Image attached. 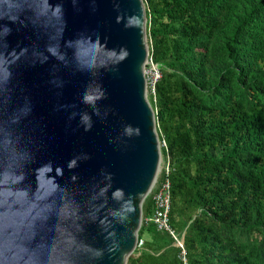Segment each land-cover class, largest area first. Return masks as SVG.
<instances>
[{"label":"water","instance_id":"obj_1","mask_svg":"<svg viewBox=\"0 0 264 264\" xmlns=\"http://www.w3.org/2000/svg\"><path fill=\"white\" fill-rule=\"evenodd\" d=\"M148 58L144 0H0V264L135 258L162 159Z\"/></svg>","mask_w":264,"mask_h":264},{"label":"trees","instance_id":"obj_2","mask_svg":"<svg viewBox=\"0 0 264 264\" xmlns=\"http://www.w3.org/2000/svg\"><path fill=\"white\" fill-rule=\"evenodd\" d=\"M144 3L161 73L148 100L187 264H264V0ZM145 231L128 264H181L169 234Z\"/></svg>","mask_w":264,"mask_h":264},{"label":"built area","instance_id":"obj_3","mask_svg":"<svg viewBox=\"0 0 264 264\" xmlns=\"http://www.w3.org/2000/svg\"><path fill=\"white\" fill-rule=\"evenodd\" d=\"M145 77L147 82V90L149 85V92L151 95L155 94V85L161 79V73L159 66L152 61L150 57L145 69ZM149 80V81H148ZM163 146L164 142H161ZM169 168L168 164L164 168H160L157 178L148 193L146 198H150L152 202L151 214L147 217L142 216V224L145 226L153 225L158 232H165L169 234L175 242L177 248H179V260L181 264H187V255L184 248V236H178L170 226V208H171V193H170V181L168 178ZM163 176L160 180L159 177ZM143 241L138 240L137 249L142 248Z\"/></svg>","mask_w":264,"mask_h":264},{"label":"crops","instance_id":"obj_4","mask_svg":"<svg viewBox=\"0 0 264 264\" xmlns=\"http://www.w3.org/2000/svg\"><path fill=\"white\" fill-rule=\"evenodd\" d=\"M142 241H151V236L148 231H145L144 234L142 235ZM174 246H176L175 243H174ZM161 251L162 250L158 251L157 254H159ZM137 256L138 254H135V258H137Z\"/></svg>","mask_w":264,"mask_h":264},{"label":"rangeland","instance_id":"obj_5","mask_svg":"<svg viewBox=\"0 0 264 264\" xmlns=\"http://www.w3.org/2000/svg\"><path fill=\"white\" fill-rule=\"evenodd\" d=\"M149 81V80H148ZM147 95H150V93H149V85H148V90H147ZM163 147V144L162 143H160V149ZM167 161H165L164 159H163V157H162V159H161V163H160V168L162 169V168H164L165 166H166V163ZM135 254V253H134Z\"/></svg>","mask_w":264,"mask_h":264},{"label":"clouds","instance_id":"obj_6","mask_svg":"<svg viewBox=\"0 0 264 264\" xmlns=\"http://www.w3.org/2000/svg\"><path fill=\"white\" fill-rule=\"evenodd\" d=\"M86 99H87V100H89V101H92V100H93V97H92V96H88V97H86ZM85 119L87 120V119H88V117H87V116H85Z\"/></svg>","mask_w":264,"mask_h":264}]
</instances>
